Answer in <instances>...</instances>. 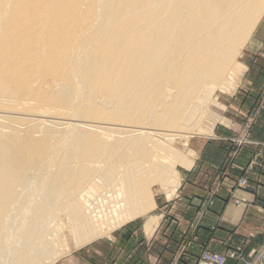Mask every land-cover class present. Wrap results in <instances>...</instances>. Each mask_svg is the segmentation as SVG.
<instances>
[{
    "label": "bare ground",
    "instance_id": "1",
    "mask_svg": "<svg viewBox=\"0 0 264 264\" xmlns=\"http://www.w3.org/2000/svg\"><path fill=\"white\" fill-rule=\"evenodd\" d=\"M263 14L264 0H0V263H55L61 212L76 247L139 217L153 234L152 185L193 163L153 135L187 136Z\"/></svg>",
    "mask_w": 264,
    "mask_h": 264
},
{
    "label": "crops",
    "instance_id": "2",
    "mask_svg": "<svg viewBox=\"0 0 264 264\" xmlns=\"http://www.w3.org/2000/svg\"><path fill=\"white\" fill-rule=\"evenodd\" d=\"M253 63L243 77L242 89L251 99L243 108L253 109L254 98L264 90V37L257 38ZM258 56V58H257ZM262 109V108H261ZM249 142L238 150L230 143L205 142L198 150L171 200L156 204L158 225L148 235L143 217L131 220L107 238L75 247L55 264H197L200 252L209 248L226 253L228 248L256 232L245 253L262 242L264 226V107L252 127ZM258 158L257 166H250ZM257 160V159H256ZM238 197L248 203L233 205ZM219 188L217 191L213 189ZM143 218V222L138 219ZM189 241L182 250L180 243ZM227 264H236L229 260Z\"/></svg>",
    "mask_w": 264,
    "mask_h": 264
},
{
    "label": "rangeland",
    "instance_id": "3",
    "mask_svg": "<svg viewBox=\"0 0 264 264\" xmlns=\"http://www.w3.org/2000/svg\"><path fill=\"white\" fill-rule=\"evenodd\" d=\"M260 37H264V14L258 21L256 27L252 30L250 35L247 37V39L239 48L238 50L239 53L237 52L238 55H235L233 64L231 66L233 71L231 70V68L229 70L230 72H232L231 78L233 79L230 78L229 79V81L231 80L230 82H228L227 79L225 80L227 89L222 90L220 87H217L214 90V92L211 93L209 103L208 104L206 103L207 107L204 104L205 107L201 108V112H202L200 114L201 118H198L197 122L193 125V127H191L192 129L189 128V130L187 131L185 130V132H187L185 133V135H187L186 136L187 139L184 136V137H180L181 139L178 137L177 139L171 141V140H167V138L164 137L163 135H157V134L153 135V139L155 141L157 140V142H160L163 145L164 144L167 145L168 143L169 144L171 143L172 145L168 144L167 146L170 147L173 146L179 152L181 150V154L183 155V157L188 158L189 160L191 159L193 161L197 155V150L203 144H205V142L208 141H212V142L221 141L224 142L225 144L229 142L231 147L234 148V150H238L242 146L247 145L249 142H257L256 140L252 139L251 133H252L253 123L260 116L264 107V90L259 94L258 98L257 97L254 98L253 100V102H255L254 108L250 110H246V108H243V106L245 105L246 107L248 104H250L251 99L247 98V93L243 91L241 86L247 68L255 60V59L253 60L252 58L254 55H256L253 52H256L255 50L258 48L256 40L257 38ZM202 109L205 110L203 111ZM190 130L192 133L190 132ZM260 142L262 144L264 143V141H260ZM159 151L160 149L157 148L154 153L155 154L154 158H156L157 160L159 158H163L161 152ZM257 165H259L258 158H254L250 166L252 167ZM190 166H186L183 164L176 166V170L178 174H177V180L173 182L174 186H171L173 185L171 184L170 186L167 185L165 187L164 186L161 187L159 183H155L152 185L151 190L154 195L153 197L156 204L159 203L163 198H167L171 200L175 197L181 185L180 183H182L183 174L190 168ZM178 180L180 181V183L176 187ZM101 184L102 183L100 184L96 183L95 185L91 186V188L98 195L102 193H106V191H111L112 189H113L112 191H115L117 189L114 186H112L113 187L112 188L110 185L106 186L104 184L102 185ZM102 186L103 187L105 186L104 189ZM242 187L243 186H241V184L237 185V188L234 190L231 197V202L233 203V205L237 207L248 203L246 198L238 197L236 195V190L237 189L240 190ZM173 188L175 189V191H173L172 194L169 195L168 192H170ZM218 189L219 188L216 189L214 188L213 191H217ZM67 217L68 215L65 212L59 213L57 217L58 218L57 224L60 222L58 225L62 227V229L59 231L57 236L58 243L62 249H63L62 245H64L65 241L69 245L68 249L64 250V254L72 252L73 250H75L76 247L75 239L71 232L72 231L71 220L69 219V217L68 218ZM143 220H144L143 218H140L138 219V222H143ZM109 224L110 223L107 222V225L109 226L108 228L111 227ZM123 225L124 224L120 223L118 226L114 228L111 227L112 229H109V231L106 233L100 234L99 236H97L96 239L101 237L107 238L111 236L113 232L121 228ZM261 233L263 235L262 242L257 244L248 253H245V247H247L250 244L251 240L257 236L256 232H250L248 236L240 240L238 244L235 243L233 246L229 247L226 253H221L215 250H211L209 248L202 249L198 257L197 264H199L202 255L205 252H212V253H218L224 255L227 258L226 264L228 263L229 260H233L236 264H246L244 261L247 259L251 260L252 255L264 246V226L262 228ZM180 245H181L180 248L184 250L186 249V247L189 246V241L182 242L180 243ZM232 254H235L234 258L231 257ZM3 264H11V263H3Z\"/></svg>",
    "mask_w": 264,
    "mask_h": 264
},
{
    "label": "built area",
    "instance_id": "4",
    "mask_svg": "<svg viewBox=\"0 0 264 264\" xmlns=\"http://www.w3.org/2000/svg\"><path fill=\"white\" fill-rule=\"evenodd\" d=\"M231 257L234 258L235 254H232ZM251 258V260L247 259L244 262L246 264H264V246L256 251ZM226 262L227 258L222 254L205 252L199 264H226Z\"/></svg>",
    "mask_w": 264,
    "mask_h": 264
}]
</instances>
